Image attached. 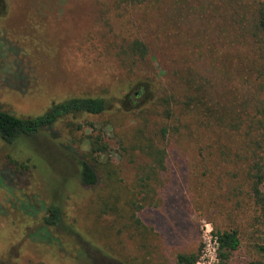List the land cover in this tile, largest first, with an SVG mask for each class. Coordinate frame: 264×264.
<instances>
[{
    "label": "rangeland",
    "instance_id": "374dc122",
    "mask_svg": "<svg viewBox=\"0 0 264 264\" xmlns=\"http://www.w3.org/2000/svg\"><path fill=\"white\" fill-rule=\"evenodd\" d=\"M179 3L8 0L0 17V108L34 116L72 97L103 98L107 106L63 117L34 137L0 139V264H175L178 253L213 256L210 235L224 228L241 238L225 264L259 258L264 227L244 198L226 199L236 162L224 170L213 140L199 138L193 110L181 111L191 99L210 112L254 113L264 79L247 34L251 0H221L215 32L209 0H193L185 35L186 19L170 10ZM135 40L146 45L143 57ZM98 134L108 148L100 156L89 152ZM150 146L165 150L162 166ZM76 155L98 171L95 185L81 184ZM50 205L61 209L58 227L44 225Z\"/></svg>",
    "mask_w": 264,
    "mask_h": 264
},
{
    "label": "trees",
    "instance_id": "16d2710c",
    "mask_svg": "<svg viewBox=\"0 0 264 264\" xmlns=\"http://www.w3.org/2000/svg\"><path fill=\"white\" fill-rule=\"evenodd\" d=\"M131 5H140L147 0H127ZM211 7L207 8V15L215 18L216 24L212 26L214 32L220 26L221 21V0H209ZM253 8L252 31L249 29L247 34L249 42L254 48V52L263 64V71L260 76L264 79V0H251ZM8 9V0H0V17L6 14ZM171 12L178 16H183L185 25L182 27V34H186L185 26H191L189 17L194 13L193 0H180L177 7H170ZM234 16L236 12H233ZM219 24V25H218ZM132 49L141 57L146 54V45L144 42L135 40ZM213 86V84H212ZM264 86V85H263ZM258 98L255 99L254 113L251 117H242L238 114H232L226 110L214 109L212 112L207 106L200 105L199 101L184 99V108L193 110L195 117L191 122L195 123L199 138L212 139V156L215 161L226 170V163L236 162L232 179L226 183V199H245L246 204H251L255 213L256 225L264 227V136L261 128L264 121V91L263 87L259 89ZM107 103L103 98L96 97H72L51 104L43 113L34 116H18L7 110L0 108V139L11 144L19 138L34 137L40 131L50 128L59 119L76 115L79 113L100 114L106 109ZM191 106V107H190ZM186 115H183V117ZM263 117V119H262ZM235 138L234 148L228 145L227 131ZM226 144H223V143ZM107 145L102 141L100 134L89 141V152L102 155L107 153ZM157 164L162 166L165 150L153 148L149 151ZM90 153H88L89 155ZM86 155H76L80 168V182L84 186H93L98 181V171ZM228 177L224 171L223 177ZM219 182L220 179H219ZM149 194L142 197L146 200ZM135 207L142 208L141 204L132 203ZM107 205V204H106ZM47 216L44 218L46 228L58 227L62 222L61 209L56 205H50L47 209ZM131 222L133 220L139 227L142 223L136 218L134 213L130 214ZM217 243V259L220 263H227L233 253L238 250L241 244L240 234L237 229H215L212 233ZM261 242L256 245V252L259 258L248 262L247 264H264V231ZM260 235V236H261ZM259 236V237H260ZM199 257L196 253H178L175 257V264H195Z\"/></svg>",
    "mask_w": 264,
    "mask_h": 264
},
{
    "label": "built area",
    "instance_id": "2783aa9c",
    "mask_svg": "<svg viewBox=\"0 0 264 264\" xmlns=\"http://www.w3.org/2000/svg\"><path fill=\"white\" fill-rule=\"evenodd\" d=\"M212 234V233H211ZM210 243L213 245V252L214 255L213 256H209V254H206L205 252L202 253V256L200 255L199 258L197 259V261L195 262V264H199L200 260H202L203 262L206 260V258L209 257L210 259V263H215L218 262L217 261V254H216V250H217V243H216V238L215 236L212 234L210 235ZM216 258V259H215Z\"/></svg>",
    "mask_w": 264,
    "mask_h": 264
}]
</instances>
